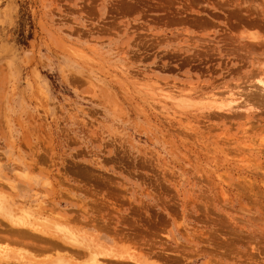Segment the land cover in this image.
I'll list each match as a JSON object with an SVG mask.
<instances>
[{
	"label": "rangeland",
	"instance_id": "obj_1",
	"mask_svg": "<svg viewBox=\"0 0 264 264\" xmlns=\"http://www.w3.org/2000/svg\"><path fill=\"white\" fill-rule=\"evenodd\" d=\"M20 218L98 249L36 264H264V0H0Z\"/></svg>",
	"mask_w": 264,
	"mask_h": 264
},
{
	"label": "bare ground",
	"instance_id": "obj_2",
	"mask_svg": "<svg viewBox=\"0 0 264 264\" xmlns=\"http://www.w3.org/2000/svg\"><path fill=\"white\" fill-rule=\"evenodd\" d=\"M67 220H69V218ZM0 221L2 222V220H0ZM7 221H8V219H7ZM4 223H5V221H4ZM9 223H8L9 224L8 227H6V225H4V230L5 231L6 230L8 231L7 233L5 232L7 235L0 236V238L1 237L4 238V239L1 238L2 240H5V243H4L5 244L4 245L5 247H3L0 250V264H36V262H39L38 259L40 258V260H41V258H42V257L35 258L36 255L43 256L44 253L46 255V252L49 251L48 253H50L53 250H54V252H52V254L53 253H58V251H60L61 249H63V251H64V249L66 248V246H69V244L72 245V248L70 249V251L73 250V252L71 251V255L72 254H74V255L77 254L75 256H80V254L84 255L83 253H85L86 251H83L81 248L86 249L88 251V254L90 252V256L91 255L93 256V251H91V250H94L95 251V249H96V248H92L90 245L84 243L82 240H76V241H74V243H69V241H70L69 240V236L73 233V231L69 230V228H67L66 226L64 227L65 224L62 225L61 223L56 222L55 224L53 223L54 225L53 224L52 225L51 224L50 225L47 224L48 226H46V224L45 225L44 224L43 225L41 224L40 226H38L39 225L38 224L39 222L38 223H34L33 222L34 223L33 224L31 220L29 222L25 218H23V219L20 218L19 219V222H14V221L12 222V221H10ZM35 224H38V225H35ZM9 245H10V247H9ZM1 246H2V244H1ZM64 246H65V248H64ZM97 250L98 249H96V251ZM65 251H68V254L70 253L69 252V249L67 250V248L65 249ZM28 252L30 254H28ZM61 252H59V253H61ZM113 252L114 251H111V252L108 253L109 254L108 256H110V258L115 255V252L114 253ZM25 253H27L28 256ZM96 254L97 253L95 252V255ZM61 255H63V254H60V256ZM23 256L26 259H23L24 258ZM56 256L58 257V255H56ZM64 258H67V255H66V257L64 256ZM64 258L59 257V258L54 259V258L51 257L50 259H54V261L52 260L53 262L51 261V262H49V264L50 263L51 264H56V263H54L55 260L61 261V259H62V261H64L63 260ZM68 258H70V257H68ZM112 259H114V258H112ZM48 261H50V260H48Z\"/></svg>",
	"mask_w": 264,
	"mask_h": 264
}]
</instances>
